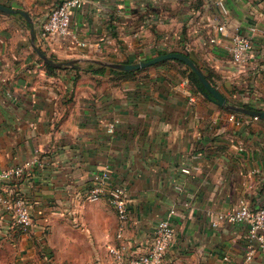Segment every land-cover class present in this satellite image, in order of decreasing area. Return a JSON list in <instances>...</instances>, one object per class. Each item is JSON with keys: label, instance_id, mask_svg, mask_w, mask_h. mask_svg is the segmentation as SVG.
Returning a JSON list of instances; mask_svg holds the SVG:
<instances>
[{"label": "crops", "instance_id": "0c3cea01", "mask_svg": "<svg viewBox=\"0 0 264 264\" xmlns=\"http://www.w3.org/2000/svg\"><path fill=\"white\" fill-rule=\"evenodd\" d=\"M59 1L0 3L27 10L38 45L57 60L138 61L183 50L229 101L264 109L262 2L223 0V13L217 0H84L71 20L88 42L80 46L40 35ZM30 26L23 14L0 9V167L31 161L5 189L23 195L34 218L23 232L0 206V262L27 264L38 249L56 248L51 262L46 254L37 264H105L108 247L121 242L143 253L175 209L167 256L176 264H264V242L247 259L248 222L214 223L241 199L264 205V119L238 112L241 124L230 120L228 107L184 83L185 65L174 59L128 74L87 70L85 61L49 68L31 45ZM236 33L253 38L244 63L231 54ZM105 167L128 193L122 238L107 198H84Z\"/></svg>", "mask_w": 264, "mask_h": 264}, {"label": "built area", "instance_id": "2783aa9c", "mask_svg": "<svg viewBox=\"0 0 264 264\" xmlns=\"http://www.w3.org/2000/svg\"><path fill=\"white\" fill-rule=\"evenodd\" d=\"M84 0H60L50 11L49 16L42 22L40 35L48 40H65L71 38L80 46L88 44L85 40H78L76 34L71 29V20L74 10L83 4ZM223 13H227V6L223 0H217ZM218 29L222 32L226 29V24L220 23ZM252 30L255 27L251 28ZM216 38L212 37L211 41ZM254 52V43L251 35L236 33L232 37L231 54L236 62L244 63ZM189 78L184 80L188 83ZM238 112L231 111L229 119L237 124H241L242 118ZM258 119V115H253ZM114 123H110L108 131H114ZM32 165L31 161L18 163L12 166L0 167V206L4 207L12 214L13 223L23 232L29 231L34 225V218L30 210L28 200L21 194L8 191L5 187L10 181L19 179L23 176L26 169ZM106 197L110 205L115 209L119 227L118 237L122 238L126 228V221L129 214V199L127 189L120 183L111 181V169L105 167L102 171L94 174V185L84 193V198L89 201H96ZM175 209L169 211V215L160 219L155 228L154 238L147 251L135 254L121 242L112 244L108 247V261L105 264H176L175 261L167 256V251L175 237V227L170 216ZM249 223V243L247 259H252L258 246L264 242V205L252 207L245 199H241L237 207L218 214L219 221ZM46 258L51 262L52 255L49 253ZM27 264H32L28 262Z\"/></svg>", "mask_w": 264, "mask_h": 264}, {"label": "water", "instance_id": "95a60500", "mask_svg": "<svg viewBox=\"0 0 264 264\" xmlns=\"http://www.w3.org/2000/svg\"><path fill=\"white\" fill-rule=\"evenodd\" d=\"M0 9L5 12H19L25 16V18L30 22V34H31V45L33 49L37 52V54L43 59L44 62L53 65L55 67H81L82 61L85 62H94L102 66L122 69V70H135L140 69L142 67H146L157 63L159 61L165 59H181L185 63H187L192 70H194L200 81L205 85L207 90L212 94V97L219 104L228 107L231 110L247 113L251 115H258L260 118L264 119V109H258L253 107H248L242 104L234 103L229 101L227 96L215 85H213L208 79L200 65L186 52L184 51H168L165 53L157 54L148 59H141L133 62H122V61H112V60H104L98 58H70L64 60L54 59L49 53L44 51L37 43L36 38V29L35 22L33 20L32 15L25 9L15 8L12 6H8L6 4L0 3Z\"/></svg>", "mask_w": 264, "mask_h": 264}, {"label": "trees", "instance_id": "16d2710c", "mask_svg": "<svg viewBox=\"0 0 264 264\" xmlns=\"http://www.w3.org/2000/svg\"><path fill=\"white\" fill-rule=\"evenodd\" d=\"M45 51V50H44ZM169 50L168 49H164V50H160L158 51V54H161V53H165V52H168ZM183 51V50H182ZM186 52L188 55L191 56V54L187 51H184ZM53 57V56H52ZM192 57V56H191ZM54 58V57H53ZM55 59V58H54ZM148 59V58H146ZM168 61L167 59L166 60H163V61H159L155 64H159V63H162V62H166ZM174 61L178 62V63H181L182 65H185V69L188 73V78H189V81L194 84L196 86V88L203 92L204 94H206L207 96H209L210 98L213 99L212 97V94L207 90V88L205 87V85L200 81L197 73L191 69V67L185 63L183 60L181 59H174ZM122 62H133L132 60L130 59H126V60H123ZM49 68H56L55 66L53 65H50L48 63H45ZM66 68H75V67H66ZM84 69H87V70H95V71H109L111 73H116V74H124V73H134L136 70H122V69H117V68H112V67H107V66H102V65H99L97 63H94V62H86L84 67ZM144 68V67H143ZM206 76H207V79L213 84L216 86V83L214 82L213 78H212V74L211 73H205ZM232 102V101H231ZM234 103H238V104H242V105H245V106H248V107H253L251 104L249 103H244V102H235ZM230 111H234V110H231ZM237 112V111H236Z\"/></svg>", "mask_w": 264, "mask_h": 264}, {"label": "rangeland", "instance_id": "374dc122", "mask_svg": "<svg viewBox=\"0 0 264 264\" xmlns=\"http://www.w3.org/2000/svg\"><path fill=\"white\" fill-rule=\"evenodd\" d=\"M256 1V0H255ZM258 1H260V2H262L263 3V5H264V0H258ZM137 60H139V59H137ZM182 65V64H181ZM171 66L173 67V65L171 64ZM174 67H177L175 64H174ZM47 232H48V230H47ZM56 249V248H55ZM55 249H52L51 251H48V253L50 254H55L56 255V253H57V250H55ZM48 253H46V252H44V250L41 248V249H38L37 250V252H36V255H35V257L36 258H34V259H31V262L30 263H32V264H37V263H39V259L41 258V257H43V256H45L46 254H48ZM50 254V255H51ZM3 255H5V254H3ZM5 256H7V255H5ZM10 257H13V253H11L10 254ZM14 260H15V258H14ZM5 263H7V264H14L13 263V261H7V262H5ZM5 263H1L0 262V264H5ZM48 264H50L49 262H48Z\"/></svg>", "mask_w": 264, "mask_h": 264}]
</instances>
